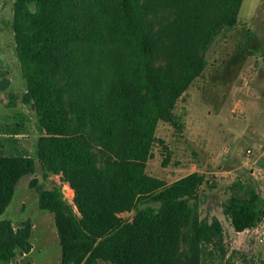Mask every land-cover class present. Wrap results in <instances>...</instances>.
Returning <instances> with one entry per match:
<instances>
[{
    "label": "trees",
    "instance_id": "16d2710c",
    "mask_svg": "<svg viewBox=\"0 0 264 264\" xmlns=\"http://www.w3.org/2000/svg\"><path fill=\"white\" fill-rule=\"evenodd\" d=\"M243 1H14L16 53L27 83L22 101L38 118L43 177L61 175L80 214L55 184L37 187L32 179L39 208L54 214L61 264H204L208 246L220 241L221 221L199 211L204 175L168 184L146 166L158 122L176 124V101L205 67L213 39L237 24ZM162 10L175 17L156 29L148 17ZM96 51L109 71L106 89L83 70L98 63ZM160 58L164 65L156 64ZM93 144L102 148L101 165ZM36 164L28 155L0 154V264H32L16 260L32 249L31 222L15 229L1 217ZM234 190L224 215L236 232L257 227L261 195L246 184ZM130 211L132 222L120 216Z\"/></svg>",
    "mask_w": 264,
    "mask_h": 264
},
{
    "label": "rangeland",
    "instance_id": "374dc122",
    "mask_svg": "<svg viewBox=\"0 0 264 264\" xmlns=\"http://www.w3.org/2000/svg\"><path fill=\"white\" fill-rule=\"evenodd\" d=\"M14 1L0 0V154L31 156L37 170L18 182L1 218L10 220L15 229L32 224V249L18 252L17 261L61 264L54 214L39 208L37 187L55 184L67 205L80 214L70 184L61 175L43 177L38 118L22 101L27 83L16 53ZM174 17V11L162 10L148 19L158 29ZM95 57L99 63L98 51ZM203 57L205 67L175 103L176 124L165 120L157 124L146 173L168 184L194 172L204 175L198 190L200 215L209 221L217 217L223 226L220 241L206 249L204 264H264V220L253 229L236 232L223 213V204L237 194V184L252 186L264 201V0H244L237 24L221 31ZM98 63L87 69L84 65L83 70L89 82L97 78L106 89L109 71ZM156 64L165 61L160 58ZM92 147L101 165L102 148ZM34 178L37 187L31 186ZM135 215L136 211L120 214L128 222ZM99 264L111 263L99 260Z\"/></svg>",
    "mask_w": 264,
    "mask_h": 264
}]
</instances>
